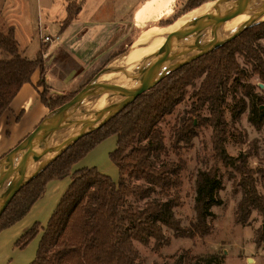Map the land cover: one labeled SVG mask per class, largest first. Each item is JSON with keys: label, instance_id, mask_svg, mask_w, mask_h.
Segmentation results:
<instances>
[{"label": "trees", "instance_id": "16d2710c", "mask_svg": "<svg viewBox=\"0 0 264 264\" xmlns=\"http://www.w3.org/2000/svg\"><path fill=\"white\" fill-rule=\"evenodd\" d=\"M188 1L196 5L202 0ZM79 9L73 2L67 4L61 31L68 27ZM262 38L264 22L171 73L102 127L80 138L15 194L0 215V231L29 212L49 181L68 176L73 165L99 143L116 136V148L108 157L117 168V181L95 168L76 172L50 216L30 264H140L133 243L163 242V228L176 237L209 234L207 220L213 217L211 209L222 204L218 194L222 189L221 177L215 167L197 171L193 206L196 221L188 229L181 228L174 217V209L181 205L179 190L185 163L169 157L177 155L179 143H188L194 124L191 119L182 118L179 126L172 128V140L166 145L159 123L180 103L182 88L204 74L198 90L193 93L195 102L188 113L198 115L205 107L209 110V123L214 130V155L224 166H235L238 160L228 156L223 147L227 136L223 113L228 106L224 93L232 74H243L235 62V54L251 64L252 72L264 83V49L254 47ZM46 49L41 47L33 59H27L19 53L12 27L0 33L3 56L0 59V117L35 71L40 74L38 86L45 85ZM235 79L231 87L237 84ZM238 88L249 99L248 121L259 126L264 120V110H260L264 107V98L257 96L251 85L237 84L233 89L237 91ZM40 98L50 111L67 102L64 98L46 99L44 92ZM234 107L232 119L238 118L246 105L242 99H235ZM241 180L243 191L235 211V222L243 225L252 209L264 212V198L257 192L252 177L244 176ZM37 229L38 225L34 224L16 241L15 247L24 248L35 237ZM263 241L264 237L258 238L256 246ZM171 259L170 264H213L216 256H192L189 251H182Z\"/></svg>", "mask_w": 264, "mask_h": 264}, {"label": "rangeland", "instance_id": "374dc122", "mask_svg": "<svg viewBox=\"0 0 264 264\" xmlns=\"http://www.w3.org/2000/svg\"><path fill=\"white\" fill-rule=\"evenodd\" d=\"M137 1L116 0L114 7L106 4L102 8L101 17L109 19L113 17L114 9L117 10L119 5H128L129 9L122 12V21L117 22L110 32L112 38L118 36V32L124 37L121 44L116 46L119 49L107 51L102 55L100 53V59L92 63L93 65L89 64L87 68L86 65H80L75 61L74 50L79 37L85 39L94 36L90 28H82L71 42L66 46L63 44V49L58 47L64 43V36L60 41L51 43L41 41L43 36H49L53 40L56 37L59 22L63 19L64 14L63 0H0V33H5L9 27H13L16 30L19 53L27 59H32L35 56L40 43H42L41 47L55 48L52 54H49V51L46 52L45 61L48 71L45 80L47 83L43 86L37 84V87L39 94L44 92L46 99L64 98L68 101L81 90L90 91L95 88L98 79L104 75L101 74L105 70L113 69L116 62L123 58L132 45L137 44L136 42L146 27L154 25L153 28L145 30L143 34L154 29H167L170 27L168 25L183 16L192 14L211 0H202L196 5L189 3L188 0H149L135 13L134 18L138 27L123 24ZM101 2L103 0H86L84 4H81L82 14L72 29L87 22ZM159 8L161 12L157 11ZM157 13L160 15L145 27L141 17ZM99 18L100 16L97 19ZM159 22L161 23L158 24ZM263 22L264 19L260 23ZM101 37L108 39L107 34ZM254 47L264 49V38L257 40ZM1 58L3 56L0 53ZM234 58L243 74H232L227 83L228 90L224 93L228 106L223 113L227 129L223 147L228 156L238 160L235 162V166H224L214 155V130L209 123L211 120L209 110L205 107L198 112V115L188 113L192 103L195 102L193 93L198 90L205 77L204 74L182 88L180 103L175 106L171 115L166 116L159 123L165 136L166 145H169L172 140V128L178 127L182 118L191 119L194 124L188 143H179L177 155L170 154L169 157L171 160H182L185 163L181 177L182 186L179 190L181 205L174 209V217L181 228L188 229L196 221L193 206L194 181L197 171L215 167L221 177L222 189L218 194L222 204L211 209L213 217L207 220L210 233L190 238L176 237L172 231L163 228V242L157 243L151 240L147 245L133 243L140 264H170L171 257L182 251H189L192 256L215 255L216 260L213 264H264V241L256 246L257 239L264 237V212L252 209L245 224L235 222V211L242 198L243 190L240 184L242 177H252L257 192L264 198V120L259 126H253L248 121L249 99L239 88L237 91L233 89L237 84L251 85L254 87L253 92L264 98V83L260 81L257 74L252 72L251 64L245 62L241 55L235 54ZM234 78H236L235 83L237 84H233L231 87ZM235 99H242L246 108L238 118L232 119L231 113L236 109L234 107ZM77 108L76 114L81 112V107ZM260 108V110H264V107ZM51 111L49 110V112ZM242 156L244 159H240ZM99 160L104 170L103 174L110 178V174L113 175L114 179L111 178V180L116 182L118 171L109 160L108 154H100ZM0 192L1 199L3 190ZM0 264L3 263L0 261Z\"/></svg>", "mask_w": 264, "mask_h": 264}, {"label": "water", "instance_id": "95a60500", "mask_svg": "<svg viewBox=\"0 0 264 264\" xmlns=\"http://www.w3.org/2000/svg\"><path fill=\"white\" fill-rule=\"evenodd\" d=\"M229 1L211 0L198 8L197 12L185 20L182 27L150 56L145 70L139 73L138 77H132L125 84L115 87L97 84L90 91L81 90L70 100L49 112L16 147L0 159V189L3 190V197L0 199V215L21 188L70 149L80 138L102 127L138 96L154 88L171 73L233 40L263 20L264 1L258 6L256 14L252 18L240 21V27L235 33L221 38L204 50L201 49L207 29L238 19L255 9L260 0H240L234 7L226 5ZM177 52L180 53V58L176 61H168ZM111 72L127 74L123 70L108 69L101 75ZM105 96H115L120 100L113 106L94 109V103ZM76 107H81V112L67 118V113ZM91 112L107 115L92 129L81 131L80 124ZM65 126L68 127V136L65 141L58 144L44 142V137L50 130ZM44 157H47L46 165L38 173L31 175L30 172L35 161Z\"/></svg>", "mask_w": 264, "mask_h": 264}, {"label": "crops", "instance_id": "0c3cea01", "mask_svg": "<svg viewBox=\"0 0 264 264\" xmlns=\"http://www.w3.org/2000/svg\"><path fill=\"white\" fill-rule=\"evenodd\" d=\"M85 1L86 0H63L64 14L63 19L59 22L56 37H58V40L60 41L64 36V43L60 44L58 47L63 49V44H65L66 46V44L71 42V40H73V38L78 35L79 31L82 28H90L93 31L94 36L87 37L85 39L79 37L78 43L76 44L77 47L74 50L75 61L79 62L80 65H86L87 68L89 64L93 65L92 63L100 59V53L102 55L107 51L119 49V47L116 46H119L121 44L124 35L118 32V36L112 38V33L110 32L112 31L111 28L116 26L117 22L122 21V12L128 10L129 7L125 4L121 6L119 5L117 10L114 9L115 12L113 17L107 19L106 17H101L100 11L106 4L112 5V7H114L116 0H103V2L98 5L97 9L94 11V14L92 15V17H90V19H88L87 22L82 23L81 25H79V27L72 29V27L75 25L80 15L82 14L83 8L81 4H84ZM148 1L149 0H138L131 9V13L128 15V18L126 19V21H124L123 24L138 27L134 18L135 13L138 11V9L144 7L143 5H146V2ZM69 2L75 3L77 6H79L80 9L79 12L74 16L71 23L68 25V27L61 31V24L66 18V6ZM157 11L161 12L160 8ZM159 15L160 13H157L156 15L152 14L151 16H144L141 17V21L146 27L147 24L154 22V18L158 17ZM99 16L100 18L97 19ZM153 26L154 25L146 27L143 32H145V30L153 28ZM13 30L16 39V30L14 28ZM104 34L108 35V39H103L101 37L102 35L104 36ZM41 46L42 43H40L39 49L41 48ZM48 51L50 52L49 54H52V52L55 51V48L47 46L46 52ZM46 52L44 54L43 75V81L45 85L47 83V81L45 80V77L47 76L46 72L48 71L45 61V57L47 55ZM89 61H91V63H88ZM39 76V71H35L32 74L30 82L24 84L20 88V90L12 100L9 109L5 111L0 117V159L10 150L16 147L49 113V109L41 102L39 88L37 87ZM116 142V136L108 137L107 139L99 143L82 160L74 164L68 176L64 177L63 179L49 181L46 184L43 193L32 205L29 212L20 221L0 231L1 263L30 264L35 259L36 250L46 224L57 204L59 203L61 197L70 185L74 174L82 169L90 168H95L99 173L103 174L104 170L103 167H101V161L99 160L100 154H108L109 156V154L115 150ZM110 176L112 179H114L113 175L110 174ZM34 224L38 225L37 234L35 235V237L24 248L20 249L19 247H15L16 241Z\"/></svg>", "mask_w": 264, "mask_h": 264}, {"label": "bare ground", "instance_id": "6f19581e", "mask_svg": "<svg viewBox=\"0 0 264 264\" xmlns=\"http://www.w3.org/2000/svg\"><path fill=\"white\" fill-rule=\"evenodd\" d=\"M240 0H230L226 5L234 7ZM264 0H260L255 9L248 12L245 15L240 16L238 19L232 22H226L221 25L212 26L205 31L204 39L201 45V49H206L209 45L219 41L221 38L235 33L240 27V21L247 18H252L256 14V9ZM192 12V14L196 13ZM192 14L183 16L182 18L175 21L167 29H154L146 32L140 36L136 45H132V48L121 58L113 67V70H123L127 74L122 72H111L101 76L97 84H101L105 87H115L121 84H125L127 80L132 77H138L139 73L145 70L146 63L150 56L160 47L166 40H168L175 32H177ZM264 19V17H263ZM180 58V53L173 54L168 61H176ZM119 98L115 96H105L94 103V108L102 109L104 107L113 106L118 103ZM78 108H73L67 113V118L75 116ZM107 114H101L99 112H91L88 114L83 122L80 124L79 129L81 131L90 130L101 122ZM68 127H62L59 129L50 130L44 137V142L47 144H58L67 139ZM47 163V157L38 159L32 166L31 175L38 173ZM1 191V190H0ZM1 193V192H0Z\"/></svg>", "mask_w": 264, "mask_h": 264}, {"label": "built area", "instance_id": "2783aa9c", "mask_svg": "<svg viewBox=\"0 0 264 264\" xmlns=\"http://www.w3.org/2000/svg\"><path fill=\"white\" fill-rule=\"evenodd\" d=\"M58 40V37H55L54 38V40H53V38H51V37H49V36H43V38H42V41L43 42H54V41H57Z\"/></svg>", "mask_w": 264, "mask_h": 264}, {"label": "flooded vegetation", "instance_id": "af4514ba", "mask_svg": "<svg viewBox=\"0 0 264 264\" xmlns=\"http://www.w3.org/2000/svg\"><path fill=\"white\" fill-rule=\"evenodd\" d=\"M169 76V75H168Z\"/></svg>", "mask_w": 264, "mask_h": 264}]
</instances>
